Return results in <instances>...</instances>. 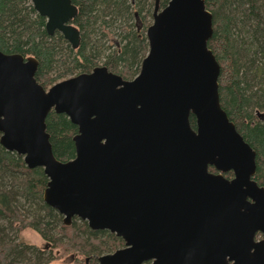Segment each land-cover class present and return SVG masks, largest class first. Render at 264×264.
Here are the masks:
<instances>
[{"label":"water","instance_id":"obj_1","mask_svg":"<svg viewBox=\"0 0 264 264\" xmlns=\"http://www.w3.org/2000/svg\"><path fill=\"white\" fill-rule=\"evenodd\" d=\"M31 2L48 34L80 46L72 0ZM159 2L133 79L100 65L46 89L34 56L0 50V143L43 167V200L65 225L77 217L124 238L99 264H264V186L256 150L221 104L213 14L205 0ZM51 111L78 126L68 161L53 152Z\"/></svg>","mask_w":264,"mask_h":264},{"label":"trees","instance_id":"obj_2","mask_svg":"<svg viewBox=\"0 0 264 264\" xmlns=\"http://www.w3.org/2000/svg\"><path fill=\"white\" fill-rule=\"evenodd\" d=\"M234 1L205 0L207 9L213 13V26L219 23L209 47L217 60L224 58L222 60L226 62L225 66L221 65L219 85L227 87L233 99L225 109L229 107L230 119L256 150L257 171L254 178L264 185V138L257 126H251L253 118L250 105L257 91L253 90L248 71L243 69L245 50L237 44L234 32L230 29L234 17L221 13L222 5ZM243 1L247 5L254 30L264 36V1ZM73 2L79 7L74 23L81 30V43L76 49L60 32L48 34L46 18L36 11L30 0H0V50L21 53L25 57L34 56L39 61L35 77L46 89L69 76L90 72L100 64L99 60L123 78H134L149 49L146 31L155 0ZM168 2L162 0L161 6L165 7ZM113 25L122 41L102 56L110 46L102 41L106 34L100 30L103 26L110 28ZM218 30L220 34L217 35ZM46 124L55 156L62 161L73 159L76 155L73 137L78 132V126L65 114L55 111L48 114ZM191 124L196 128L193 115ZM48 180L43 167L29 168L22 155L6 150L0 143V264H51L53 260L69 255L73 264H85L87 258L89 264H99L98 257L112 252L122 240L107 230L91 229L87 221L77 217L70 225H65L63 216L43 200ZM22 201L37 206L33 213L29 211L32 217L22 212ZM26 228L42 236L50 250H55L54 256L8 236V229L18 234Z\"/></svg>","mask_w":264,"mask_h":264},{"label":"rangeland","instance_id":"obj_3","mask_svg":"<svg viewBox=\"0 0 264 264\" xmlns=\"http://www.w3.org/2000/svg\"><path fill=\"white\" fill-rule=\"evenodd\" d=\"M162 8L163 7L160 6V10ZM221 13L223 14L225 13L226 15H232L234 17L233 20L231 21L230 29L234 32V38L235 40H237V44L245 50L246 61H245V66H243V69L248 71V77L253 85V90L257 91L256 95L254 96V100L250 105L251 114L253 118L251 126L252 127L257 126V129L259 130L260 133H262L261 135L264 138V64H263L264 57H262V53L264 51V36L258 34L254 30V26L252 25L253 21L251 17L248 16V8L245 1L236 0L231 4L228 3L225 4L224 6L222 5ZM149 21L151 24L153 21V16L149 17ZM218 27H219V23L218 24L216 23L214 30L216 31ZM101 31H104V33L106 34L105 39H103L102 41L105 43V45L110 46V49L107 48L105 50V53L102 55L105 56L110 52V50L114 49L118 45V43L122 41V39L118 34L114 25L110 28L103 26L100 32ZM218 34H220L219 30L217 31V35ZM222 59L224 58H220L218 59V61L220 65L225 66L226 62ZM99 62H100L99 65H104L102 60H99ZM219 92H220L221 104L225 109V106L231 103L233 98L230 96V93L227 87L225 86L219 85ZM226 111L228 113L229 107L227 108ZM244 122L246 123V120ZM22 202L24 205L22 212L26 216L30 215L29 211L33 213V210L35 211V209H37V206L31 202L28 201H22ZM29 217H32V215ZM7 232L9 237L12 238L16 237L17 241L23 240L25 243L31 246L44 250L47 254L50 255L52 254L51 256H54L55 254V250L52 252L50 250L51 249L50 246H48V243L42 238V236H40L36 231H34L31 228H26L18 234L11 229H8ZM51 264H73V262H72V258H70L69 255L67 257H64L63 259L53 260Z\"/></svg>","mask_w":264,"mask_h":264},{"label":"flooded vegetation","instance_id":"obj_4","mask_svg":"<svg viewBox=\"0 0 264 264\" xmlns=\"http://www.w3.org/2000/svg\"><path fill=\"white\" fill-rule=\"evenodd\" d=\"M161 1L162 0H160V2H159V8H160V6H161ZM72 2H73V0H72ZM73 4H75L76 5V7H77V9H78V11H79V7H78V5L76 4V3H74L73 2ZM164 8V7H163ZM154 9H155V4H154ZM154 9H153V12H152V16H153V13H154ZM77 14H78V12H77ZM77 14H76V16H77ZM76 16H74V18H73V20H72V22H73V24H75L74 23V19H75V17ZM136 17H137V19H138V21H139V18H138V14H136ZM46 18V17H45ZM75 26H77L76 24H75ZM77 28L79 29V27L77 26ZM80 30V29H79ZM56 32H59V31H55L53 34H55ZM52 34V35H53ZM80 34H81V30H80ZM144 59V58H143ZM143 61V60H142ZM141 65H142V63H141ZM100 66V65H99ZM106 66V65H105ZM108 68V67H107ZM109 69V68H108ZM141 69V68H140ZM93 70V69H92ZM110 70V69H109ZM111 71V70H110ZM113 72V71H112ZM140 72V71H139ZM115 73V72H114ZM118 74V73H117ZM120 75V74H119ZM122 76V75H121ZM137 76V75H136ZM125 79V78H124ZM133 79V78H132ZM128 80V79H127ZM209 171L210 172H212V173H214V174H218V173H220V171L219 170H217V169H215L214 168V166H210L209 167ZM223 175L227 178V179H232L233 177H234V173H233V171H228V172H223ZM258 182V181H257ZM258 184L260 185V186H264V185H262V184H260L259 182H258ZM74 219V218H73ZM110 232V231H109ZM113 234H115V233H113ZM118 238H120L121 240H122V243L121 244H118V246H117V248H115L112 252H109V253H113V252H115V251H117V250H119V249H123V248H126L127 247V245H126V241L124 240V238L123 237H120V236H118L117 234H115ZM256 241H260V240H262L263 239V234H262V232H257V234H256ZM108 254V253H107ZM71 257H72V255H71ZM88 259V261H89V258H87ZM87 259H86V261H85V264H87V263H89V262H87ZM154 261H155V259L153 258V259H149V260H145L142 264H154ZM99 262V261H98Z\"/></svg>","mask_w":264,"mask_h":264}]
</instances>
